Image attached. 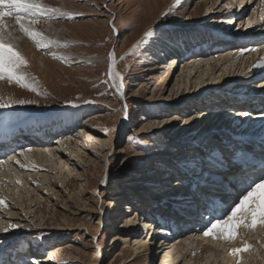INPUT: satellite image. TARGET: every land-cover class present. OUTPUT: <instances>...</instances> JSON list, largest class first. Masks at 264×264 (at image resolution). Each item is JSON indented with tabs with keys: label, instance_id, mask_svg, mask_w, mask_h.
Here are the masks:
<instances>
[{
	"label": "rangeland",
	"instance_id": "obj_1",
	"mask_svg": "<svg viewBox=\"0 0 264 264\" xmlns=\"http://www.w3.org/2000/svg\"><path fill=\"white\" fill-rule=\"evenodd\" d=\"M204 1L186 0L187 5L184 3L177 6L175 0H43L50 7L73 14L71 18H42V23L37 26L48 38L68 46L38 50L25 36L22 43H16L28 61L26 71L38 80L39 90L47 98L15 84L0 82V93L5 97L38 101L34 105H18L0 110V119L12 110L21 113L22 117L53 111L63 113L62 117L69 116L72 123L68 121V124L59 128L60 131L51 133L45 140H37L48 144L40 148V155L59 149L60 155L53 161L46 163L44 160H48V157L36 159L35 156L19 155L24 149L34 147V143L21 145L18 150H11L8 156L0 157L4 161L0 164V198L5 200V206L0 207V240L9 247L6 251L7 264H33L36 259V264H162L166 250L162 252L158 244L149 242L151 235L148 237L145 232L144 223L127 226V221L136 214L151 213V207L158 206L154 202H150V205L146 198L152 192H160L159 186H155L157 177L167 178L172 171L167 164L169 160L164 159L170 157L174 163L171 165L176 166L177 160L185 157L190 158L188 162L197 158L203 162L214 151L228 148L227 144L235 139V131L238 134L243 128H254L257 122L264 124V101L262 104H254V110L260 112V115L252 119L245 117L241 122L234 115L238 107L231 111L226 108L228 103L219 102L220 98L227 100L230 97L225 94L226 88H219L217 86L222 84L216 83L222 74H230L228 78L233 76L230 71L235 69L242 57L234 59V53L254 47L242 49L245 43L241 45L238 42L240 39L237 41L229 38L231 42L223 44L212 54L209 51L194 53L190 45L188 48L193 53L184 55V42L180 47L183 53L175 49L168 55L171 45L174 46V38L171 36L172 31H175L172 29L174 26L184 28L202 24L205 27L219 20L221 22L225 17L234 16V13L227 15L229 9L236 12L240 10V0H218L215 11L225 12L211 13L210 17H206L204 15L208 9ZM173 5L172 13L165 15ZM198 5L201 7L196 10ZM259 5V1L252 0L244 12L245 16L240 13L244 19L234 27L236 33L247 31L248 17L260 8ZM153 30L159 39L154 37L149 43L133 48L146 32ZM188 35L182 39L189 41L192 36ZM253 46L260 48L264 45L256 43ZM113 52L117 57L118 71L123 75L122 81H117L123 85V97L117 93L106 74L110 65L108 57ZM133 52L134 55L131 54ZM53 54L63 59H53ZM200 55H207L204 59L208 62L220 61L216 70L210 67L213 75L204 76L203 82L197 80L198 69L188 73L185 68L193 65L190 60L192 57ZM173 57H179L180 67L172 70L168 68L167 61ZM185 58L190 59L184 62ZM234 76L235 82L241 80V75ZM246 76L244 80L248 79ZM263 79L264 76L260 77L258 82H263ZM240 90L244 91L243 88ZM197 92L200 98L193 103ZM211 92H215L218 97L212 99V106L204 107L207 104L206 97ZM72 104L77 107H72ZM194 106L196 109L200 107L198 112L189 111L194 110ZM207 113L211 114L210 118ZM176 115L178 118H174ZM251 121L252 124L248 125ZM191 123H194L193 127L188 128ZM218 125L221 127L216 129ZM231 126L232 130H229ZM89 132L100 141L86 137ZM219 134L224 135L219 138ZM59 141L68 143L61 147ZM37 149L35 151L38 152ZM178 152L184 153L179 156ZM63 157L67 164L61 160ZM163 160L167 165L161 163ZM188 162H184V165L194 169L195 166ZM165 168L168 172L158 175L159 170ZM190 180L200 184L194 177ZM170 183L173 181L167 179L161 185L166 184L169 189ZM196 189L191 187L192 192ZM226 201L227 205L231 203L230 199ZM146 202L150 208H146ZM117 204H128L136 212H120ZM200 215L204 213L197 212V216ZM12 224L21 227L10 228ZM196 225L192 224V229ZM179 226L185 229L183 224ZM4 228H9V231H3ZM262 230L264 228L259 226L251 231L241 230L231 241L238 242L240 248L250 246L243 253L249 255L243 260L247 264L263 261H260L262 257L253 244L260 239L251 238L254 232L262 233ZM188 235L179 236L185 238ZM213 240L219 241L217 246ZM197 241L201 242L200 239ZM146 242L152 244L153 251L158 255L155 262L149 263L145 257H141L143 252L137 248L138 243ZM230 243L211 237L208 241H202L200 247L213 246L218 260H212L210 264H224L223 247ZM260 244L264 252V241H260ZM67 246L62 256L50 257L49 251L53 248ZM195 249L198 247L192 246V251ZM66 251L68 255H65ZM190 259L188 257V261ZM191 263L197 262L192 259Z\"/></svg>",
	"mask_w": 264,
	"mask_h": 264
},
{
	"label": "bare ground",
	"instance_id": "obj_2",
	"mask_svg": "<svg viewBox=\"0 0 264 264\" xmlns=\"http://www.w3.org/2000/svg\"><path fill=\"white\" fill-rule=\"evenodd\" d=\"M185 1L186 0H179V2L177 3L175 0V5L181 6L184 3H185V5H187V3ZM232 1H234V0H232ZM257 1H259V3H260V5H259L260 8L255 9V11L251 14V16L248 17L247 31L243 30V31H241V33H236L235 29H234V27L238 24V22H242V20L244 19V18L240 17V13L241 12L243 14H244V12L246 13L247 6L252 3V0H240V3H239V5H240L239 9L240 10L238 12L231 10V9H229V11L227 10V15L234 13V16L225 17L224 19H221V22L219 20L217 22H213L212 24L206 25L205 27L202 24H194L190 27L186 26L184 28H181L179 25L174 26V28H172V29L175 31H172L173 34L171 35L174 38V40L172 42L174 44V46L171 45V47H170V48H172L171 52L168 53V55L170 56V54L173 51H176L175 49L180 50V47H182L183 43L186 42V43H184L186 46L183 47V49L186 48V50H184V51L180 50L181 53L184 52L183 53L184 55L185 54L190 55L193 52L194 53L195 52L201 53V52H207V51H209L210 54H212V53H214L213 51L221 48L223 44H226L227 42H231L232 40H229V38H232L233 40H237V41L240 39V41H238V42L241 43V45H242V43H245V46H243L242 49H245V47H248V46L254 47L251 49H256V51L244 50L243 54H241L242 51H240V53H234L233 54L234 59H237L241 55H242V57H240L239 63L237 64L235 69L230 71L231 74L233 73V76L231 77L232 79L228 78V77H230V74L229 75L222 74L223 76L221 75L219 77L220 80L219 79L216 80L217 84L218 83L222 84V85H218L217 87L221 88V86H224V88H226V90H227L225 92V94L227 95V97H228V95L230 97L227 100H224V98H220L221 100H219V102L222 101L223 104L228 103L226 108L230 109L231 111L236 109L235 107H238L239 109H237L235 111L234 115L238 116V119L239 120L241 119V122L245 117H246L245 119H248V117H250L252 119V118H255L256 116L260 115L259 114L260 112H257L256 110H254L256 108V106H254V104H256V103L262 104V102L264 101V81L258 82L259 78L264 76V69L259 68V67H255V68L253 67V64H259L261 61H264V46L260 47V48H255L256 46H253V44H256V43L264 45V42L260 43L261 41H264V0H257ZM204 2H205V6L208 9L204 15L206 17H208V16L210 17L211 13H212V15H214V13L220 14L221 11L223 13L225 12L224 10H220L217 12L215 11V5L217 4L218 0H205ZM232 4H233V2H232ZM200 7H201V5H198L196 10H198V8H200ZM227 7H229V6H227ZM244 16H245V14L243 15V17ZM218 22L223 24L225 26V28L221 27L222 26L221 24H220L221 26L218 25ZM12 23H14V21ZM41 23H42V21H41ZM73 28H75V27H73ZM188 29H189V31H188ZM188 34H190L192 37L189 39V41H187V40L184 41L182 38L183 37L185 38ZM16 35L18 37L16 40V43L17 42L22 43L21 40L24 38V35L22 33H20L18 30L16 31ZM224 35H226L228 37V39L224 38ZM191 42H192V44H191ZM190 45L192 47V51L194 50L193 52L188 48V46H190ZM241 45H240V47H241ZM259 46H261V45H259ZM206 56L207 55H205V56L200 55L199 57H192L191 59L189 58L190 60H192L193 65L192 66H185V68L187 67L186 72H188V73H191L194 70L198 69L197 71L199 73L197 72L198 73L197 80H201L202 82L204 81L203 80L204 76H207L208 74L213 75L210 71V67H211V70H216L217 65L220 63L219 60H214V61H212L213 62V64H212L211 61L208 62V61H206V59H204V57H206ZM178 58L179 57H173L170 59L168 58L167 62L169 63V66H168L169 69L173 70L176 67H180V65L178 66V63L180 62L178 60ZM214 58H215V56H214ZM189 59L185 58L184 62H186V60L188 61ZM117 62H118L117 57L114 53V62L110 60V64L112 65L114 72H118L120 74V76H123L121 74V72L118 71ZM44 66H45V64H44ZM234 75H241L239 77V78H241V80L235 82L233 80L234 78L236 79V77ZM245 75H248V76H246V77H248V79L244 80ZM249 80H250V82H248ZM184 81H185V79H184ZM240 88H243L244 91L240 90ZM216 90H219V89H216ZM222 95L224 96L223 93H222ZM208 96L209 97H206L207 101L205 100L207 104H204V105L202 104L204 107H206L207 105L212 106L211 101L216 100V98L218 97L217 94H215V92L214 93L211 92V94ZM242 97H243V99H242ZM198 98H200L199 92L195 93V98H194L193 103L198 102ZM209 98H211V99L209 100ZM210 102H211V104H210ZM199 108L200 107H198L197 109L199 110ZM197 109H196V106H194V110L189 109V111H191L193 113L195 111L198 112ZM224 112H226V109L224 110ZM204 113H205L204 115H206V112H204ZM241 113H248V115H242ZM5 114H10V115H8L7 118H3V117H5ZM5 114L2 117V119H0V139L9 138L12 141L16 140V138H17L16 132H20L19 134L23 135V134H25L26 130H30V129H33L31 132H39V133L46 131V132H44V133H46L44 135L48 136L47 135V129L53 130V128H54L53 126H55L58 122H60L63 117L66 118L65 119L66 122L69 121L70 123H72V121H71L72 119H70L69 116L63 115V117H62L63 113L59 114L58 112H53V111L37 112L36 114H31V115H28L25 117H22L21 113L15 112V110L8 111ZM13 115H18V117H12ZM230 115L231 114H229L227 117L229 118ZM207 116L210 118L211 114L207 113ZM175 118H178V116L176 115ZM56 120H58V121H56ZM36 121L38 123L35 124V126H34L33 124ZM226 122H228V120ZM252 122L253 121H251L248 125L252 124ZM258 123L259 122H257V124H255L256 126L254 128L253 127L250 128V130H246V128H243V129H241V131L238 134L235 131V135H236L235 139H233L232 141H230L227 144L228 148H225V149L222 148L223 150L221 149L218 151H214L213 153H215L217 156L223 157V156H230L234 152H239V150L245 149V150H247V154L250 155V157L253 155L258 157L262 153V151H264L261 149L259 150L260 146H257V142H256V140H259L258 143H260V142L264 143V124H258ZM28 124H31L30 125L31 127L27 126ZM193 125H194V123L189 124L188 128L193 127ZM220 127L221 126L218 125L216 127V129H219ZM229 130H232V126H231V128L229 127ZM223 135L219 134V138L220 137L222 138ZM86 137H88L90 140L100 141L99 138L91 132H89L86 135ZM37 138L40 140V139H43V136H41L39 134V136ZM224 138L227 139L226 137H224ZM204 139L205 138H203L202 140H204ZM62 142L61 141L58 142L61 147H63V145L68 143L67 141H65L63 143ZM22 143L19 142L18 144L13 145L12 148H8L2 155H0V157L8 156V154L11 153V150H13V149L18 150L19 146L29 144V143H34L32 145H35L34 147H31L32 151H30V152L25 151L24 152V154H26L29 157L35 156L36 159H40V157L41 158H44V157L47 158L48 157V160H44L47 163L48 161H53L56 158V156L60 155V153L58 152L59 149L58 150L57 149L51 150V151H48L46 149L48 152H44V154L40 155L39 154V152L41 151L40 148L45 147L48 144H44V143H41L39 141L22 142ZM207 145H209V144H207ZM0 147L2 148L3 146L0 145ZM70 147H71V145H70ZM28 148H30V147H28ZM35 148H39V149H37L38 152L35 151ZM200 151L202 152V149ZM183 153L178 152L177 154H179V156H180V155H183ZM170 154H171V152H170ZM61 160H64V163L67 164V161H65L64 157L61 158ZM164 160H167V161L169 160L167 162V164H169V169L171 168L172 171H170V174L168 175L167 178H165V177L162 178V176L157 177L158 180H156L155 186L156 185L159 186L158 191H160V192H152L153 194H150L146 198L149 201V203L154 202V204H157L158 206L157 207L153 206L154 207L153 208L150 206L151 203H150V205H148L149 203L146 202V204H147L146 208L151 207V213L146 212V213L139 214V215L136 214L135 217L130 218V219H133V222H132L133 224L128 223V221H127V226H129L130 224L131 225H138L139 223H144V225L146 227L145 232H147L148 237L151 235V237H149V242H151L152 244H158L159 245L158 248L161 247L160 249L162 250V252H164L166 250V253L164 254V257L162 260V264H181V263L192 264L191 263L192 259L195 260V262H197L196 264H201L202 261H204L203 264H210V262L212 260L217 261L218 259H217L216 255H214V252H213L214 251L213 246L205 245L203 247H200L202 245V241H208L211 238V237H204L203 234L201 233L205 229V226H206L205 222L209 221L211 218H209V214L207 213V214H205V216L202 215L200 218L201 221H199L198 216H197V212L200 211L199 210L200 208L205 209L206 204L208 203L209 200H214L219 205L220 202H223L222 197L224 196V198L226 200L230 199V202H232V200L235 198V195H237L239 193L240 190H239V188H236L235 184H233L232 187H229V188L231 191L233 190V188H235L236 190L232 191V193H228L229 192L228 190H227L228 191L227 192L225 189L218 187V186H220V184L216 183V181H218L221 177H223L225 181L232 179L233 174L229 170L228 161H224L222 168L219 169L218 167H215V165L208 164L207 163L208 158L203 160V162L201 161L200 158H197V159H194L193 161L198 162L199 166L198 167L195 166V168L192 169V168H190V166L184 165V162L190 161V158H188V157H185L183 159H178L177 160L178 161L177 166L171 165L174 163L172 162L173 160L170 157H167ZM164 160L161 161L162 164H166V162ZM174 160H176V159H174ZM38 161H37V163H39ZM188 163H190V162H188ZM4 169H6V168H4ZM164 170H167V171H164ZM166 172H168V169H166V168L161 169V170H159L158 175H162ZM201 173H202V175H201ZM192 177L197 179V181H200V184L199 185L194 184L193 183L194 181L192 182V180H190ZM236 178H239V177H236ZM165 179L173 181L172 184L170 183L171 187L169 189L167 188V186H165L166 184H163L164 186L161 185V183L166 182ZM173 185H176V186H173ZM192 186L194 188L197 187L195 192H192V190H191ZM210 186H213V188ZM214 187H217V188H214ZM142 188L143 187H141V189ZM162 193H164V194H162ZM224 205H225V203H223V206ZM225 206L227 207L228 205H225ZM117 208L120 209V212H123V211H125L127 213H131V212L135 213L136 212V211L134 212V210H133L134 208H132V206H129L128 204H117ZM178 208H182L183 210L178 211L177 210ZM217 215H219V213H217ZM191 217H193V219H191ZM179 224H183L184 226H182V227H185V229L179 228L180 227ZM192 224H197V225L195 228L192 229V226H191ZM172 226H174V227L172 228ZM199 226H200V229H199ZM133 229H136V228L134 227ZM156 230H157V232H156ZM188 233H189V235L186 237L184 236L185 238H182L179 236V235L182 236L184 234L186 235ZM263 234H264V230H262V233H255L254 232L251 235V238L253 240L260 239V241H264V235ZM196 237L198 239H200L201 242H198L197 241L198 239H196ZM213 241H215V244H216V245L215 244L214 245L217 246V243L219 241H216V240H213ZM260 241H255L253 244L257 248V251H259L260 256L262 257V259H260V261L263 260V261H261L262 263L259 262V260H258L259 264H264V252L261 249ZM152 244L150 245L147 242L146 243H138L139 246L137 247L140 250V252H143V255L141 257L142 258L145 257V260L149 263L155 262L156 257L158 258V255L155 253V251H153ZM221 244H219L220 247H222ZM238 244H239L238 242L236 243L234 241V242H231L227 247L226 246L223 247V248H225V253L222 257V259H223L222 261L224 264H243V263H246V261H243V260L245 257H248L249 255L243 254L244 251H242L238 255L232 254L233 249L240 248ZM192 246H196V247H198V249H195L192 251ZM8 248L9 247L7 245L1 243V240H0V260L3 259L1 264L9 263L6 261V259L4 260L6 255H7L6 257H8V254L6 253V251L9 250ZM66 248L68 249V246L62 247V248H53L52 250L49 251L50 252L49 255H50V257H53V258L60 257L63 255V253H64L63 251L66 250ZM227 248H229V250ZM11 250H15V249L12 248ZM227 250H228V252H227ZM16 253L17 252H15L14 254H16ZM66 253H65V255H68V251H66ZM1 256H2V258H1ZM188 257L191 258L189 261H188ZM15 259H16V257H15ZM253 264H257V263L253 262Z\"/></svg>",
	"mask_w": 264,
	"mask_h": 264
},
{
	"label": "snow or ice",
	"instance_id": "obj_3",
	"mask_svg": "<svg viewBox=\"0 0 264 264\" xmlns=\"http://www.w3.org/2000/svg\"><path fill=\"white\" fill-rule=\"evenodd\" d=\"M178 3L179 0H176ZM165 15L172 13L173 8ZM72 13L64 12L60 8L50 7L43 3V0H0V82L6 81L9 85L15 84L21 89L31 91L37 96L45 95L39 90L38 80L26 71L28 68V61L19 51L16 40V31L18 30L30 41H32L38 50H50L53 47H67V44H60L56 40H52L45 36L42 31L38 30L37 26L41 23L42 18H49L55 16L72 17ZM14 21V23H12ZM115 31V29H114ZM159 39L155 31H149L144 34V38L134 45L137 48L139 44H147L153 38ZM247 51H256V49H247ZM131 54H135L134 52ZM243 54V51L241 52ZM53 59H63L53 54ZM109 60L114 62V53H110ZM123 59V57H121ZM253 67L264 69V61L259 64H253ZM112 80L113 86L117 93L123 97V85L117 83L122 81V76L118 72H114L112 65H109L106 73ZM101 95H104L103 93ZM86 103H93V101H86ZM38 101L32 99H15L11 96L5 97L0 93V110L12 109L15 106L34 105ZM72 107L77 105L72 104ZM124 111H127V105H124ZM248 115V113H241ZM10 114H5V117ZM175 118V117H174ZM32 151L31 148H26L19 153L24 155V152ZM224 161H228L229 170L232 172V179L225 181L221 177L216 183L221 187L227 189L233 184L239 188V195L225 208L223 202L218 205L216 201L209 200L206 204V211L211 216L209 221H206L205 229L202 231L204 237H212L213 239H222L230 242L240 234L241 230L251 231L255 230L257 226L264 228V151L257 157L255 155L249 156L247 150L241 149L239 152H234L230 156H217L211 153L208 156L207 163L222 167ZM4 161L0 160V164ZM19 164V161H17ZM193 166L198 167L199 163L196 161L190 162ZM24 167V165H20ZM236 177H241L237 181ZM106 181H101L104 183ZM19 183V182H18ZM236 189L233 188V191ZM5 206V200L0 198V207ZM183 210L182 208H178ZM219 213V215H217ZM133 219H129L128 223H132ZM21 225L12 224L10 228H19ZM3 231H9V228H4ZM250 246L245 248H235L232 251L233 255H238L242 251L248 250ZM194 255V254H193ZM33 264H36L33 261Z\"/></svg>",
	"mask_w": 264,
	"mask_h": 264
}]
</instances>
